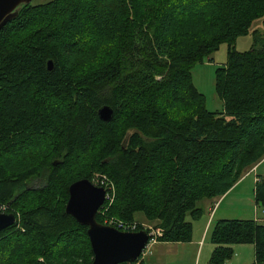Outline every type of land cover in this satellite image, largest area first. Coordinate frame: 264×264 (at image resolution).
Here are the masks:
<instances>
[{
  "label": "trees",
  "instance_id": "16d2710c",
  "mask_svg": "<svg viewBox=\"0 0 264 264\" xmlns=\"http://www.w3.org/2000/svg\"><path fill=\"white\" fill-rule=\"evenodd\" d=\"M261 18L264 0L24 6L0 32V206L17 218L0 233V264H91L88 226L66 205L70 185L96 173L116 185L107 217L136 222L143 213L157 241L191 242L200 203L226 195L264 160V42L234 47ZM223 43L224 108L210 111L192 69ZM105 105L114 109L109 122L98 115ZM255 202L264 208L263 175ZM97 221L105 224L100 212ZM210 240L209 264H226L237 244H253L252 264H264V224L255 219H220ZM121 264L146 263L142 254Z\"/></svg>",
  "mask_w": 264,
  "mask_h": 264
},
{
  "label": "rangeland",
  "instance_id": "374dc122",
  "mask_svg": "<svg viewBox=\"0 0 264 264\" xmlns=\"http://www.w3.org/2000/svg\"><path fill=\"white\" fill-rule=\"evenodd\" d=\"M48 1L50 0H33L32 4H42ZM250 31L249 35L241 36L236 41L234 45L236 50L247 51L253 48L255 43L258 44L264 42V18L256 20L252 24ZM228 49L229 46L226 43L221 44L219 49L210 56L211 60L208 59L204 62L198 63L192 69L193 82L199 92L205 96L206 107L210 111H222L224 108L223 101L219 97L216 90V70L218 67L224 66L228 62ZM256 173L263 174L264 176V161ZM104 175L109 179L108 183L112 188L109 190L110 199L99 210L100 215L104 222L107 218L112 217L121 220L116 216L107 217L108 210L106 208L111 204V200H115L116 197V185L113 179H111L107 174L96 173L93 176L92 181L97 185H101L102 180L105 179ZM254 179L255 174L253 173L245 177V180L241 182L240 186L230 195L226 202L223 203L222 207L218 211L217 217L224 214L223 212H225L223 215L226 216L225 219H252L254 217V206L253 208L250 206V211L249 207L246 209L244 206L245 204H250V199L255 197L256 183L254 182ZM41 184V181H35L32 183L34 186H39ZM240 196H249V199L246 198V200L244 198L245 202L242 200L237 201ZM2 206L7 208L6 205ZM263 210L264 208L259 206L260 213ZM188 220H191V218L188 217ZM137 221L142 223L145 229H152V232L155 231L153 229L155 223L148 221L143 213L137 214ZM200 225L201 224L199 222L196 227L197 236H200V238L203 236L202 244L199 243L198 245L199 249L196 248L195 252H188V248L186 251H182L183 247H190L183 246V243H173L172 245H167L168 251L165 257L167 264H209V260L211 258L210 249L214 244L210 240V235H207V232L204 233L203 228L201 229ZM235 247H237V249L239 248V256L234 255V257L229 260L227 264H252L255 262V247L253 244H237ZM149 248H151V246ZM164 248L166 249L165 245ZM192 248L193 246L191 247V250ZM153 250L156 251L157 248L154 247ZM147 251L149 252L147 249L143 252V258H145V253Z\"/></svg>",
  "mask_w": 264,
  "mask_h": 264
},
{
  "label": "water",
  "instance_id": "95a60500",
  "mask_svg": "<svg viewBox=\"0 0 264 264\" xmlns=\"http://www.w3.org/2000/svg\"><path fill=\"white\" fill-rule=\"evenodd\" d=\"M33 0H0V32L5 25L17 18L26 5ZM54 67L48 62L49 70ZM98 115L102 121L109 122L114 109L102 106ZM106 189L90 179H80L69 187V199L66 212L80 224L88 226V236L94 253L91 264H121L137 260L151 240L153 234L146 229L122 231L116 227L97 221V213L105 203ZM14 213L0 212V233L16 223Z\"/></svg>",
  "mask_w": 264,
  "mask_h": 264
},
{
  "label": "crops",
  "instance_id": "0c3cea01",
  "mask_svg": "<svg viewBox=\"0 0 264 264\" xmlns=\"http://www.w3.org/2000/svg\"><path fill=\"white\" fill-rule=\"evenodd\" d=\"M263 161L258 163L253 168H250L246 172V174L243 176V178L226 195H224L222 197L213 198V199H204L200 203L201 207L204 210V214L199 220L193 221L194 229H193L192 241L187 242V243H183V242H176L175 243V244L183 243L184 244L183 246H190V247H183L182 251H186L188 248V252H195L196 248L199 249L198 245H199V243L202 244V240H203L202 237L203 236L200 238V236H197V234H196L197 223L200 222V224H201L200 227H201V229L203 228L204 233L207 232V235H210L211 230H212L213 226L215 225V223L220 219H225V217H226V216H223L225 214V212H223L224 214H221L217 217L219 209L222 207L223 203H225L226 200L230 197V195L240 186L241 182L245 180V177L249 176L252 173L255 174L254 182L256 183L259 180V176L263 175V174L256 173V171H258L260 169V167L262 166ZM244 198L249 199V196H240L237 201L242 200L243 202H245ZM244 206L246 209H247V207H249V211L251 210L250 206L252 208L254 206V212H253L254 217L252 219H255L258 222L264 224V210L261 211V213H260L259 206H257V204L255 202V197H252V199H250V204H245ZM173 243L174 242H162V241H156V242L152 243L150 245L151 248L148 249L149 252L147 251L148 253L147 252L145 253L146 254V256L144 258L145 263L146 264H167L166 259H165L166 253L168 251L167 245H172ZM164 245H165L166 249L164 248ZM192 246H193V248L191 250ZM235 246L236 245H234L235 256H239V252H238L239 248L237 249V247H235ZM154 247L157 248L156 251L153 250ZM214 248H215V245H213V247H211V249H210L211 255H212V251L214 250Z\"/></svg>",
  "mask_w": 264,
  "mask_h": 264
},
{
  "label": "built area",
  "instance_id": "2783aa9c",
  "mask_svg": "<svg viewBox=\"0 0 264 264\" xmlns=\"http://www.w3.org/2000/svg\"><path fill=\"white\" fill-rule=\"evenodd\" d=\"M104 178L106 180L105 179L102 180L101 185H99V186H103L106 189V199H105V203H106L110 199V196H109V192L110 191L109 190L112 187L108 183L109 179L107 178V176L104 175ZM112 202H113V199L111 200V203ZM105 203L102 205V207L105 205ZM5 210H6V207L0 206V212L1 211H5ZM105 225H110V226L116 227V228H118L119 230H122V231H137V229H138V222H126V221H123V220L116 219L114 217L107 218L105 220ZM150 233H152L153 236H152L151 240L149 241L148 245L146 246V248L144 249V251L146 249L148 250L150 245L157 241V239L155 238V236L157 234L161 235V233L159 231H153V232H150Z\"/></svg>",
  "mask_w": 264,
  "mask_h": 264
}]
</instances>
